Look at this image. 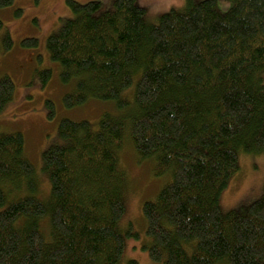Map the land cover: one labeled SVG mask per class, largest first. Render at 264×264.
I'll use <instances>...</instances> for the list:
<instances>
[{
	"label": "trees",
	"instance_id": "trees-1",
	"mask_svg": "<svg viewBox=\"0 0 264 264\" xmlns=\"http://www.w3.org/2000/svg\"><path fill=\"white\" fill-rule=\"evenodd\" d=\"M230 1L222 13L217 0H186L148 24L137 0H115L106 11L100 2L67 0L73 17L47 41L62 82L75 81L64 106L115 101L125 115L105 113L97 126L61 121L62 143L42 154L47 199L37 196L23 134L0 130V264H120L126 235L134 234L121 225L125 140L170 177L143 205L153 261L264 264V192L247 207L221 211L239 149L264 150V0ZM13 2L0 0V7ZM12 43L8 34L4 49ZM37 73L43 85L52 76ZM135 78L134 108L126 111L122 93ZM14 91L10 77L0 78V112Z\"/></svg>",
	"mask_w": 264,
	"mask_h": 264
},
{
	"label": "rangeland",
	"instance_id": "rangeland-1",
	"mask_svg": "<svg viewBox=\"0 0 264 264\" xmlns=\"http://www.w3.org/2000/svg\"><path fill=\"white\" fill-rule=\"evenodd\" d=\"M81 4L100 2L102 11L113 6L115 0H75ZM201 2L204 0H195ZM146 9V22L156 24L159 18L171 9H183L186 0H137ZM218 9L226 13L233 3L217 0ZM73 17L67 0H14L7 7H0V78L8 76L15 85L13 100L0 112V130L6 133L18 132L25 137V152L36 167L39 179L40 199L51 194V183L44 170L42 154L53 145L61 144L59 125L63 119L87 120L98 125L103 114L120 117L125 115L115 101L91 100L87 104L67 109L64 96L71 92L75 81L63 83L61 65L52 60L47 48L49 37L58 33L65 20ZM12 39L10 50L4 49L7 35ZM26 38L38 40L37 47L23 45ZM50 69V81L43 85L37 71ZM133 85L122 93V99L129 102L126 111H132ZM54 105V115L50 118L47 105ZM239 170L232 176L228 187L221 196V211L228 213L247 207L261 197L264 192V150L246 153L239 149ZM120 166L126 174L127 189L124 194L126 214L121 225L124 233L131 227L132 236L126 235L125 253L120 264H163L151 259L148 246L152 239L147 234V221L143 205L154 201L161 189L168 183L167 173L157 174L156 160L141 159L132 144L125 140L120 150ZM29 194V193H28ZM3 208L0 207V211ZM45 218L42 231L49 235Z\"/></svg>",
	"mask_w": 264,
	"mask_h": 264
}]
</instances>
